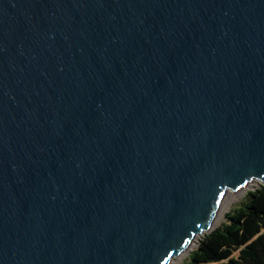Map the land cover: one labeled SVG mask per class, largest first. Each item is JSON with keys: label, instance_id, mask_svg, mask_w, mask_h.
Listing matches in <instances>:
<instances>
[{"label": "water", "instance_id": "1", "mask_svg": "<svg viewBox=\"0 0 264 264\" xmlns=\"http://www.w3.org/2000/svg\"><path fill=\"white\" fill-rule=\"evenodd\" d=\"M264 185V0H0V264H170Z\"/></svg>", "mask_w": 264, "mask_h": 264}, {"label": "trees", "instance_id": "2", "mask_svg": "<svg viewBox=\"0 0 264 264\" xmlns=\"http://www.w3.org/2000/svg\"><path fill=\"white\" fill-rule=\"evenodd\" d=\"M264 185L247 192L225 220L198 238L181 264H264Z\"/></svg>", "mask_w": 264, "mask_h": 264}, {"label": "rangeland", "instance_id": "3", "mask_svg": "<svg viewBox=\"0 0 264 264\" xmlns=\"http://www.w3.org/2000/svg\"><path fill=\"white\" fill-rule=\"evenodd\" d=\"M259 185L260 184L254 185L253 187H249L247 190H245L243 192L240 191L241 192L240 195H237V197H235L232 201H229V202L225 203L224 206L221 209L220 214L218 215L217 219L215 220V223L213 224V227L221 224L225 220L226 213L229 212L230 209L233 208L235 204L243 201L248 191L253 190L254 187L259 186ZM263 231H264V228H263ZM197 244H198V239L196 241H194L193 246H191L189 248L187 253L183 254L181 257H179V258H177L175 260L176 262H174V264H181V263L187 262L188 255L190 254V252L192 250H194L196 248Z\"/></svg>", "mask_w": 264, "mask_h": 264}, {"label": "bare ground", "instance_id": "4", "mask_svg": "<svg viewBox=\"0 0 264 264\" xmlns=\"http://www.w3.org/2000/svg\"><path fill=\"white\" fill-rule=\"evenodd\" d=\"M258 184H259V183L254 182V183L250 184L249 186H247L244 190H241V192L247 190L249 187H253L254 185H258ZM241 192H237L236 194H230V195L225 199V201L223 202V204H222V206H221V208H220L219 213L216 215L215 219L213 220V224L215 223V220L217 219L218 215L220 214L221 209H222V207L224 206V204L227 203V202H229V201H232L235 197H237V195H240ZM195 241H196V240H195ZM193 243H194V241L192 242V245H191V246H193ZM186 253H187V252H186ZM175 260H176V259L172 260L170 264H174V262H176Z\"/></svg>", "mask_w": 264, "mask_h": 264}]
</instances>
